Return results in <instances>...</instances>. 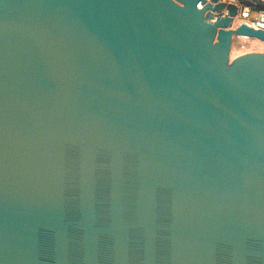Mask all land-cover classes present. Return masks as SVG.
I'll use <instances>...</instances> for the list:
<instances>
[{
	"label": "water",
	"instance_id": "95a60500",
	"mask_svg": "<svg viewBox=\"0 0 264 264\" xmlns=\"http://www.w3.org/2000/svg\"><path fill=\"white\" fill-rule=\"evenodd\" d=\"M236 15L0 0V264H264V53L231 60L264 30Z\"/></svg>",
	"mask_w": 264,
	"mask_h": 264
},
{
	"label": "built area",
	"instance_id": "2783aa9c",
	"mask_svg": "<svg viewBox=\"0 0 264 264\" xmlns=\"http://www.w3.org/2000/svg\"><path fill=\"white\" fill-rule=\"evenodd\" d=\"M226 4H232L237 7V15L233 19V28L240 26L241 23L255 30H264V9L257 6L256 0H219ZM264 2V0H261ZM202 6L200 5V8ZM237 22V26L234 24ZM241 42H247L250 39L247 37H235ZM234 39V40H235Z\"/></svg>",
	"mask_w": 264,
	"mask_h": 264
},
{
	"label": "rangeland",
	"instance_id": "374dc122",
	"mask_svg": "<svg viewBox=\"0 0 264 264\" xmlns=\"http://www.w3.org/2000/svg\"><path fill=\"white\" fill-rule=\"evenodd\" d=\"M248 53H264V42L254 39L245 43L235 39L231 50V55L233 58L235 59Z\"/></svg>",
	"mask_w": 264,
	"mask_h": 264
},
{
	"label": "bare ground",
	"instance_id": "6f19581e",
	"mask_svg": "<svg viewBox=\"0 0 264 264\" xmlns=\"http://www.w3.org/2000/svg\"><path fill=\"white\" fill-rule=\"evenodd\" d=\"M234 26H237V22L234 24ZM258 40V39H257ZM261 41V40H259ZM231 60H234L233 56L231 55Z\"/></svg>",
	"mask_w": 264,
	"mask_h": 264
}]
</instances>
